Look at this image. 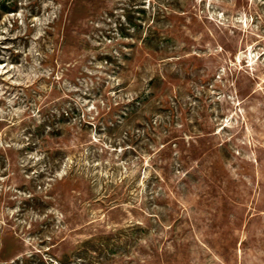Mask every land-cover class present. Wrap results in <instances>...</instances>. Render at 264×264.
Wrapping results in <instances>:
<instances>
[{"label":"rangeland","instance_id":"1","mask_svg":"<svg viewBox=\"0 0 264 264\" xmlns=\"http://www.w3.org/2000/svg\"><path fill=\"white\" fill-rule=\"evenodd\" d=\"M0 264H264V0H0Z\"/></svg>","mask_w":264,"mask_h":264}]
</instances>
